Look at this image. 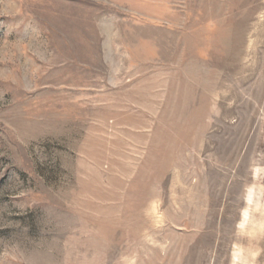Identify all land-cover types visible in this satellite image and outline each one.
I'll list each match as a JSON object with an SVG mask.
<instances>
[{
    "label": "rangeland",
    "instance_id": "obj_1",
    "mask_svg": "<svg viewBox=\"0 0 264 264\" xmlns=\"http://www.w3.org/2000/svg\"><path fill=\"white\" fill-rule=\"evenodd\" d=\"M0 264H264V0H0Z\"/></svg>",
    "mask_w": 264,
    "mask_h": 264
}]
</instances>
